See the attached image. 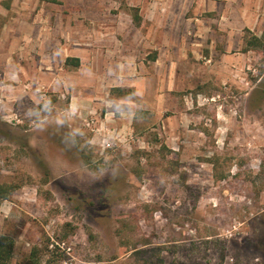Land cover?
Masks as SVG:
<instances>
[{"label": "rangeland", "instance_id": "rangeland-1", "mask_svg": "<svg viewBox=\"0 0 264 264\" xmlns=\"http://www.w3.org/2000/svg\"><path fill=\"white\" fill-rule=\"evenodd\" d=\"M24 1L1 0L0 43ZM201 19L188 34L200 53L176 77L147 78L144 97L124 89L141 108L112 149L70 116L68 95L37 86L39 104L8 100L23 84L0 76V184L19 186L0 236L15 238L14 264L34 251L41 264H264V53L237 45L242 16Z\"/></svg>", "mask_w": 264, "mask_h": 264}, {"label": "crops", "instance_id": "crops-1", "mask_svg": "<svg viewBox=\"0 0 264 264\" xmlns=\"http://www.w3.org/2000/svg\"><path fill=\"white\" fill-rule=\"evenodd\" d=\"M28 2L18 11L17 27H5L9 37L0 43L6 44L1 53L7 59L0 76L18 77L23 86L12 93L6 88L1 95L39 104L35 87L41 86L68 95L73 118L95 117L100 125L107 117L105 128L123 135H130L128 126H133L141 108L124 89L144 97L147 78L176 77L177 65L188 61L190 53H200L196 47L200 40L193 41L188 34H201L198 20L204 14L242 16L238 46L244 45L243 29L261 37L264 23V0H126L129 8L138 9V22L128 9L117 6L112 12L105 0H34L32 10ZM245 15L257 18L245 20ZM225 32V48H231L235 32L227 28ZM102 136L95 133V140L102 141Z\"/></svg>", "mask_w": 264, "mask_h": 264}, {"label": "trees", "instance_id": "trees-1", "mask_svg": "<svg viewBox=\"0 0 264 264\" xmlns=\"http://www.w3.org/2000/svg\"><path fill=\"white\" fill-rule=\"evenodd\" d=\"M128 10L133 14L135 22H138L140 20L138 9L128 8ZM246 33L250 35H245L244 37V51H259L264 53V34L258 37L253 35L249 30H246ZM67 62H70V59ZM84 162L86 165L90 164V160L87 157L84 158ZM18 189L19 186L15 184H0V204L3 201L9 200ZM15 247L16 240L13 236L7 234L0 236V264H14ZM39 255V251H34L16 264H41Z\"/></svg>", "mask_w": 264, "mask_h": 264}, {"label": "built area", "instance_id": "built-area-1", "mask_svg": "<svg viewBox=\"0 0 264 264\" xmlns=\"http://www.w3.org/2000/svg\"><path fill=\"white\" fill-rule=\"evenodd\" d=\"M114 122V121H112ZM85 126L90 128L96 134H103V139L101 141L103 149H112L115 146V141L119 140L122 142L127 141L129 138L127 135L121 134L120 130L116 128L106 129L105 125L109 123L107 117H104L103 122L99 125L95 117H89L84 121Z\"/></svg>", "mask_w": 264, "mask_h": 264}]
</instances>
